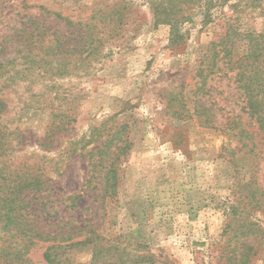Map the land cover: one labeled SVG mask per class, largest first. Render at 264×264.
Instances as JSON below:
<instances>
[{"label":"rangeland","instance_id":"rangeland-1","mask_svg":"<svg viewBox=\"0 0 264 264\" xmlns=\"http://www.w3.org/2000/svg\"><path fill=\"white\" fill-rule=\"evenodd\" d=\"M128 1L137 5L127 28L132 34L112 42L101 62L85 71L71 66L62 77L43 73L18 81L11 112L2 117L11 135L0 138V169L4 163L9 171L48 167L49 190L32 202L40 227L52 234L94 231L108 264L121 256L129 264H264V133L247 113L243 84L235 80L239 70L212 77L200 97L218 121L233 119L249 132L252 150L239 149L231 135L194 116L198 70L209 45L229 31L238 61L255 40L264 42V0H212L213 22L188 26V40L176 47L167 27H154L146 0ZM93 2L29 0L23 8L6 0L0 30L37 18L64 35L63 23L37 7L83 15ZM15 56L11 61L20 64ZM182 104L191 113L178 119L173 107ZM54 112L65 117L67 131L46 152L42 144ZM120 125L127 126L123 136L131 146L121 156L116 194L103 200L92 191L71 209L89 166L68 153L70 145L93 128L115 131ZM10 142L6 152L3 145ZM101 145L96 138L89 149ZM6 237L0 234V245ZM46 246L29 249L32 264H46ZM67 255L70 264H89L93 245Z\"/></svg>","mask_w":264,"mask_h":264},{"label":"trees","instance_id":"trees-1","mask_svg":"<svg viewBox=\"0 0 264 264\" xmlns=\"http://www.w3.org/2000/svg\"><path fill=\"white\" fill-rule=\"evenodd\" d=\"M18 1L23 8L29 3V0ZM5 3L6 0H0V17ZM146 3L152 13L154 27L169 29L171 47L188 40V26L199 24L203 29L213 22L212 0H146ZM136 8L137 5L128 0H114L111 4L108 0H94L88 14L72 15L65 14L64 8L55 10L42 5L37 7L41 14L62 22L67 29L66 34L50 29L37 18H31L23 28L0 30V138L8 137L9 140L11 135L1 123L2 117L11 112V98L18 94L15 89L18 81L32 80L43 73L62 77L69 73L71 66L83 71L90 69L105 58V51L108 46H113L112 42L132 34L127 28L132 15L137 13ZM70 38H73L71 42L77 43L75 49L68 42ZM232 39L227 31L224 38L209 45L203 56L197 75L200 81L195 85L194 116L204 127L228 133L237 141L239 149L249 152L253 148L249 132L233 119L218 121L212 109L202 104L203 97H200L210 89L209 83L215 80L212 77L225 70L228 73L239 70L235 80L243 84L241 88L246 94L247 113L264 133V42L255 40L247 53L236 61ZM14 55L21 56L20 64L11 61ZM199 103L202 105L198 106ZM173 108L178 119L184 113H191L185 104L178 109ZM64 119L58 112L52 113L42 144L46 152L53 148L57 137L67 131ZM126 130V125L117 126L115 131L93 128L88 137L70 145L68 153L86 160L89 166L82 193L72 199L71 209L89 192L96 191L103 200L116 194L121 156L131 146L129 139L123 136ZM96 138L102 141V145L89 149ZM3 146L7 152L11 142ZM3 165L0 169V234L7 236V244L0 245V264H32L27 254L32 246L39 243L47 245L43 254L46 264H70L69 250L90 245H93V257L89 264H108L109 255L94 231L78 229L76 232L52 234L40 227L32 202L38 194L49 190L48 167L43 165V172L37 164L30 170L9 171L5 163ZM80 238L84 240L79 241ZM129 263L121 256L116 264Z\"/></svg>","mask_w":264,"mask_h":264}]
</instances>
